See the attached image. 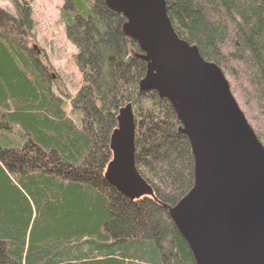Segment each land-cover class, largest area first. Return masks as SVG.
<instances>
[{
  "label": "trees",
  "instance_id": "trees-1",
  "mask_svg": "<svg viewBox=\"0 0 264 264\" xmlns=\"http://www.w3.org/2000/svg\"><path fill=\"white\" fill-rule=\"evenodd\" d=\"M10 1L13 13L0 8V264H195L169 217L193 186L190 144L171 104L139 89L148 61L122 13L105 0L63 1L83 77L67 115L27 46L29 3ZM164 2L177 36L229 79L264 146V0ZM126 104L135 167L152 191L135 200L104 178Z\"/></svg>",
  "mask_w": 264,
  "mask_h": 264
},
{
  "label": "water",
  "instance_id": "water-1",
  "mask_svg": "<svg viewBox=\"0 0 264 264\" xmlns=\"http://www.w3.org/2000/svg\"><path fill=\"white\" fill-rule=\"evenodd\" d=\"M148 61L140 90L172 106L193 156V186L169 210L195 264H264V146L220 68L180 39L164 0H105ZM105 179L123 196L151 194L134 164L132 107L119 110Z\"/></svg>",
  "mask_w": 264,
  "mask_h": 264
},
{
  "label": "rangeland",
  "instance_id": "rangeland-1",
  "mask_svg": "<svg viewBox=\"0 0 264 264\" xmlns=\"http://www.w3.org/2000/svg\"><path fill=\"white\" fill-rule=\"evenodd\" d=\"M27 1L33 21L31 38L27 40V46L35 58L44 65L52 91L62 99L67 113L70 104L66 98L72 97L82 86L83 77L74 63L76 47L67 39L66 29L60 20V8L64 0ZM0 8L10 13L14 11L10 0H0ZM226 80L229 82L228 78ZM236 102L247 122L251 124V120L244 113L247 110L242 103L237 100Z\"/></svg>",
  "mask_w": 264,
  "mask_h": 264
},
{
  "label": "bare ground",
  "instance_id": "bare-ground-1",
  "mask_svg": "<svg viewBox=\"0 0 264 264\" xmlns=\"http://www.w3.org/2000/svg\"><path fill=\"white\" fill-rule=\"evenodd\" d=\"M111 135V134H110ZM109 141H110V138H109Z\"/></svg>",
  "mask_w": 264,
  "mask_h": 264
}]
</instances>
